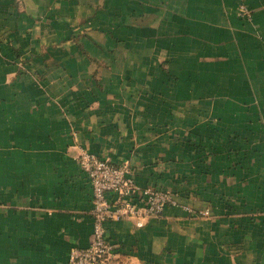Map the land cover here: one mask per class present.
I'll return each instance as SVG.
<instances>
[{
    "label": "crops",
    "instance_id": "0c3cea01",
    "mask_svg": "<svg viewBox=\"0 0 264 264\" xmlns=\"http://www.w3.org/2000/svg\"><path fill=\"white\" fill-rule=\"evenodd\" d=\"M77 145L174 194L110 264H264V0H0V264L89 244Z\"/></svg>",
    "mask_w": 264,
    "mask_h": 264
},
{
    "label": "built area",
    "instance_id": "2783aa9c",
    "mask_svg": "<svg viewBox=\"0 0 264 264\" xmlns=\"http://www.w3.org/2000/svg\"><path fill=\"white\" fill-rule=\"evenodd\" d=\"M239 13L249 16L250 10L240 3ZM74 158L91 186L93 229L87 246L70 249L69 264H110L117 245L107 236L105 222L129 219L136 227L144 226L148 220L162 216L167 205L176 203L174 194L157 186L138 184L128 164L115 163L80 145L76 146ZM198 213L206 215L208 210Z\"/></svg>",
    "mask_w": 264,
    "mask_h": 264
}]
</instances>
